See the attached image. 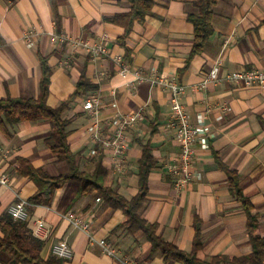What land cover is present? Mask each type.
<instances>
[{"label":"crops","instance_id":"1","mask_svg":"<svg viewBox=\"0 0 264 264\" xmlns=\"http://www.w3.org/2000/svg\"><path fill=\"white\" fill-rule=\"evenodd\" d=\"M150 12L125 26L116 21L131 10L130 0H0V98L37 97L42 69L40 56L51 67L46 102L56 107L74 92L84 72L97 85L99 118L144 107V119L131 130L127 171L122 179L112 168L109 154L90 155L95 147L87 135L89 115L82 107L86 95L73 98L64 117L69 119L68 143L73 156L59 160L46 143L50 123L46 118L7 123L9 135L0 129V215L19 199L27 202L29 229L42 219L46 225L40 256L53 254L52 245L65 240L71 250L61 264H183L165 261L152 252L142 229L125 226L124 212L112 207L97 190H83L85 175L94 174L100 161L105 174L98 178L130 198L138 192L139 159L149 143L155 165L148 175L143 216L158 225V233L184 251H191L198 221L202 246L196 255H245L251 251L246 213L229 189L227 170L235 171L242 192L258 215L264 236V87L247 86L225 79L229 72L264 69V0H217L214 33L199 53L190 56L194 26L187 19L195 11L191 2L152 0ZM122 18L120 17V20ZM123 20V19H122ZM36 38L28 46L25 34ZM68 33L92 42L102 41L110 55L92 57L53 39ZM114 55H121L122 69ZM217 69L218 80H206ZM169 81L183 88L179 97L194 123L200 113L211 131L209 147L198 148L193 179L183 188L175 185L168 164L180 150L167 126L171 110ZM21 159L27 162L21 164ZM41 168L50 176L71 175L53 190L47 187L45 203H32L40 187L26 172ZM77 173H83L79 176ZM42 182V181H41ZM48 185V181L42 182ZM100 197V200L96 198ZM73 212L88 219V230L74 226ZM4 233L0 227V240ZM110 242L114 255L103 252L99 240ZM0 264H27L13 259L0 244Z\"/></svg>","mask_w":264,"mask_h":264},{"label":"trees","instance_id":"2","mask_svg":"<svg viewBox=\"0 0 264 264\" xmlns=\"http://www.w3.org/2000/svg\"><path fill=\"white\" fill-rule=\"evenodd\" d=\"M191 2L195 7V11L188 12L187 19L194 26V41L190 56L203 50L209 39L214 33L212 25V17L214 13V5L217 0H181ZM131 10L129 13L120 16L116 21L121 22L125 26L124 35L127 34L131 25L136 19L143 17L150 12L153 4L152 0H130ZM40 65L42 69V77L40 79V91L37 97H6L0 98V129L9 135L7 123L14 124L26 120H36L46 118L50 123V132L46 138V143L57 156L59 160L69 159L73 156L68 143L69 119L64 117V111L69 108L71 101L75 96L88 95L90 91L97 88L83 72L77 81L74 92L67 99L62 100L56 107L47 104L46 99L49 93V76L51 67L48 65L47 58L40 56ZM27 162L21 159V164ZM155 165L152 155V147L149 143L143 144L142 156L139 159L138 175V192L130 198L125 197L117 190L103 186L98 182V178L105 174V171L97 161L96 171L94 174L85 175V183L83 190L90 188L96 189L98 194L114 208H121L124 212V221L120 226H125L129 232L134 233L142 229L146 238L151 243L152 252H160L165 261L176 260L183 264H264V236L258 229V215L253 212V205L249 198L242 192L238 182V175L235 171L227 170L229 178V189L231 193L239 200L246 213V224L248 228L251 251L245 255L232 254H215L206 259L197 257L196 252L202 246L198 221L195 223V233L193 237L192 250L187 252L180 249L174 243L167 241L161 236L157 229L156 223L149 222L143 216V210L147 202L148 193V175ZM29 176L36 181H40L38 191L30 197L32 203H45L48 200L43 197V193L47 187L54 189L60 186L71 175L50 176L41 168L29 167L27 172ZM79 174V173H77ZM82 176L83 173H80ZM48 181V185L42 182ZM0 227L3 230V237L0 244L4 246L13 259L27 264H61L62 258L52 254L46 259L40 256L42 248V240L34 235L33 231L27 226L24 220L14 219L8 212L0 215Z\"/></svg>","mask_w":264,"mask_h":264},{"label":"built area","instance_id":"3","mask_svg":"<svg viewBox=\"0 0 264 264\" xmlns=\"http://www.w3.org/2000/svg\"><path fill=\"white\" fill-rule=\"evenodd\" d=\"M53 39L59 43H66L73 49H82L92 57L110 55L109 47L102 41L92 42L81 37H73L68 33L53 34ZM25 40L28 46H34L36 38L33 34L27 32ZM114 58L120 63L122 69L126 65L122 64L121 55H114ZM225 79L235 83H244L247 86L258 85L264 87V69H242L229 72ZM206 80H218L217 69H214L206 77ZM171 94V110L167 120V126L172 130L174 136L179 141L180 150L174 155L172 162L168 164V171L174 177L175 185L178 188L185 187L195 175V164L198 161V148L207 149L209 147V138L211 131L205 123V114L198 115L197 123H194L179 97L183 88L174 81H169ZM101 103L100 95L96 92L89 93L82 102V107L89 115L87 135L94 143L95 147L90 151V155H96L98 152L109 154L112 159V168L118 173V178L122 179L127 171V150L133 141L131 130L136 129L138 123L144 119V107H140L132 112H116L109 120L102 122L99 118ZM0 182L9 183V177L0 174ZM100 200V197L96 198ZM7 212L17 220L26 221L29 218L27 202L19 199L12 202ZM74 226L88 230L89 220L76 216L69 212ZM34 235L42 237L46 232L44 220L37 219L32 229ZM103 252L114 255V250L110 242L105 238L99 240ZM53 254L69 258L72 250L65 240H60L52 245Z\"/></svg>","mask_w":264,"mask_h":264}]
</instances>
